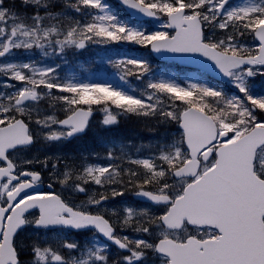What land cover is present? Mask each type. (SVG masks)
<instances>
[{
  "label": "snow or ice",
  "instance_id": "obj_1",
  "mask_svg": "<svg viewBox=\"0 0 264 264\" xmlns=\"http://www.w3.org/2000/svg\"><path fill=\"white\" fill-rule=\"evenodd\" d=\"M23 3L36 9L34 15L21 17L13 11L14 5L0 0V58L10 57L13 49H44V42H54L63 52L66 46L83 49L86 41H126L156 53L203 57L232 80L243 96L229 98L220 90L196 83L185 88L171 81L149 80L147 86L154 92L147 94V100L156 103H145L143 97L111 85L58 83L51 76L53 68L0 63V74L22 85L5 84L3 87L14 91L0 94V264H22L24 250L32 253L30 264H264V95L254 96L247 79L264 75L257 71V66L264 69V0L238 6L230 0H121L128 9L160 21L161 30L152 32L120 21L102 0H66L67 8L92 17L83 25L75 21L67 31L45 26L46 19L59 18L48 11L52 0ZM206 28L213 35L206 36ZM217 30L226 35L216 37ZM246 33L258 42L255 47L237 39ZM116 66L123 70L121 80L151 73L146 61L128 59ZM41 88L47 92L39 91ZM53 89L71 95L56 96ZM157 94L168 96L167 109L159 107L162 101ZM45 98L62 101L66 118H41L39 105ZM109 101L125 113L176 121L182 130L179 139L160 150L155 160L130 161L146 171L141 176L130 170L128 183L135 186L138 197L162 206L158 214L129 206L122 213L113 211L118 219L112 222L99 211H86L60 195L28 191L42 178L40 172L23 166L40 163L49 167L47 157L26 156L38 139L55 142L85 132L91 108L85 111L78 106ZM103 110L105 126L117 123L107 107ZM53 125L61 130H52ZM51 167L55 170L57 164ZM120 175L114 168L88 166L78 174L66 169L55 178L73 192L86 193L85 184L104 187L117 182ZM136 177L140 179H133ZM123 194L112 190L113 197ZM107 199L100 193L99 198L90 196L87 203L101 206ZM26 226L76 232L94 229L119 255L110 259L107 244L85 248L67 234L55 244L29 246L19 239ZM118 227L121 231L131 228L137 235H120Z\"/></svg>",
  "mask_w": 264,
  "mask_h": 264
},
{
  "label": "rangeland",
  "instance_id": "obj_2",
  "mask_svg": "<svg viewBox=\"0 0 264 264\" xmlns=\"http://www.w3.org/2000/svg\"><path fill=\"white\" fill-rule=\"evenodd\" d=\"M56 0H52V3ZM233 6L243 5L249 3L250 0H230ZM22 4V2H20ZM25 5V4H24ZM28 6V12H24L20 14L19 11L17 12L16 9L13 10L17 12L21 17H31L34 15L36 9L32 5ZM25 7V6H24ZM25 9V10H26ZM41 10H44L41 8ZM95 12V10L87 9V12ZM116 14V12H115ZM42 16L45 14H41ZM54 15H58V19H46L45 26H52L55 25L56 27L60 28L62 31H67L65 28L60 27V20L63 19L60 14L54 13ZM64 15V13L62 14ZM117 17L120 21L127 23L129 26L137 27L142 30L152 32L161 30L159 29L160 21H152V22H145V23H131L130 18L126 17L122 12H118ZM91 17V16H90ZM92 19V17H91ZM166 19V18H165ZM27 23H31V20H27ZM73 24V23H72ZM208 36L213 35V30L211 28H206ZM168 31V30H167ZM171 32V31H169ZM206 32V31H205ZM216 37L220 35H226V33H222L219 30L215 33ZM61 39L63 37H60ZM56 38L53 37V41ZM237 39L246 45L255 47L257 43H255L253 37L246 33L242 37H237ZM46 47L44 49L40 48H33L30 50L25 49H13L12 55L7 58H0V63H29L35 66L36 68H53L55 71L51 74L52 77L56 79L58 83H80V84H100V85H111L112 87L124 90L121 88V82L123 80L120 79V74L117 72H113V74L108 75L105 72L109 69L108 67L104 66V63L100 64L97 62L99 66H94L98 69L96 71V76L99 80H95L92 82V79L95 77L94 75L91 78H87L86 80L80 77L81 74H72V70L70 69V56H75L79 50L83 51V49H78L75 47H65L63 52H60L59 47L53 42L49 45L47 42H44ZM112 44L117 45L119 48L123 47L124 44L119 42H111ZM85 47H99L101 44H91L90 41L85 42ZM96 45V46H94ZM121 51V50H120ZM147 52L149 50H146ZM145 50L142 51L143 57L146 59H150L148 54ZM97 52V48L95 49ZM70 54V56L68 55ZM132 59V58H131ZM136 60H139V57H136ZM117 63L122 61V58L116 59ZM166 70L162 67L156 68L154 73H150L148 76H145L144 82L148 84L149 80L152 81H159V80H166L171 81L176 84H179L181 87H187L189 84L196 83L201 84L200 77L194 71L185 70V69H178L173 64H163ZM80 66V65H77ZM115 68V67H114ZM82 70H85L82 68ZM259 71H264V69H257ZM169 73L176 74L177 78L169 79ZM31 75V73H28ZM198 77H197V76ZM248 79V78H247ZM261 79L264 81V75L257 74L256 76L250 77L248 79L249 84L251 86V91L254 96H261L264 90V85L261 87L260 84ZM252 81L254 83H252ZM260 81V82H259ZM143 82V83H144ZM123 83V82H122ZM5 84H13L16 88L21 87L22 85L18 81L14 80H7L5 76L0 74V94L4 92H12L14 89L12 88H5L3 85ZM120 84V85H119ZM144 84V85H146ZM225 89H228L226 92L227 97L231 98L235 95L243 96L242 93L238 92V89L234 87V82L229 79V81L224 86ZM145 89H150L148 86L143 87L142 84L139 86V95L141 97L147 98V92ZM41 92H47V89H39ZM53 94L56 96H70L67 94H63L58 92L56 89L52 90ZM143 92L145 94H143ZM127 93L131 94L132 90H129ZM151 93V92H150ZM161 95L159 107L162 108L164 103V98ZM193 97H196V94L193 93ZM167 98L166 100H168ZM52 101V102H51ZM169 101V100H168ZM145 103H156V101H148L147 99L144 100ZM62 101L56 102L55 100H49V98H45L40 102V117L43 118L45 115H54L57 119H61L65 117L67 113L64 111V105ZM180 108H183V104L179 101H176ZM108 104V105H107ZM106 105L105 104H93L91 106L85 105L83 108L89 109V107L96 112L95 118L91 121L90 126L83 137L78 138L77 140L73 141L71 144L66 142V139H62L61 141L55 142H45L42 138L38 139L37 143L32 146L31 150L26 153L27 158L39 157L41 160L45 159L46 157L49 160V167L45 168L42 164L36 163L33 166L39 170V172L44 171L45 177L44 180L48 184H52L55 187V192L64 197L66 200L73 201V195H77V192L71 191L68 187L62 186L60 183L57 182L55 175L61 174L64 170L70 169L74 174L80 173L83 168L88 166L93 167H109L110 169H116L120 171L121 175L117 178V182L112 184H105L104 187L96 185L95 183H88L84 186H88V194L89 196L85 197L84 203L79 204L80 206H89L90 204L87 203L88 198L90 196H96L99 198L100 193H104L108 199L103 201L101 206L91 205L95 208V210L99 211L101 214L108 217L112 222H116L118 217L113 215V211L117 213H122V210L125 207H133L134 209L140 210H148L153 214H158L161 210L162 206H152L147 203L138 202L132 198L133 192H126V190L122 189L126 183L129 181L128 172L137 171L143 176L145 173V169L142 167L130 163L131 160H139V159H149L155 160L156 156L159 154L160 150L165 149L167 146L174 143L180 137V131L178 129V123L176 121L166 120L165 119V126L163 128L162 125L157 124L156 122L152 121L151 115L144 116V120L135 123L133 126L136 127V131L134 133H124L122 130L118 129L120 124H129L132 125L136 119L134 116L130 117V120L126 119V115H123V110L118 109L115 105L111 104L109 101ZM169 105V103L167 104ZM251 107V105H248ZM107 107L108 111L111 112L113 115L116 116L117 123L109 126H105L103 124V120L106 117V112L103 110ZM258 111V110H257ZM35 117V113H33ZM34 130H37L36 125H32ZM135 130L134 127H132ZM52 130H61L60 127L57 125L52 126ZM47 132V129L43 130ZM109 153H111V158H109ZM24 158L23 156L21 157ZM160 163L159 161H156ZM56 163L57 168L55 170L52 169L51 164ZM25 169L29 168V165L23 166ZM27 170V169H26ZM74 179V176H73ZM135 180H139L140 177L133 178ZM125 181V182H124ZM149 188L152 186L149 185ZM115 189L117 191H122L124 194L122 196H112V190ZM117 231L120 235H128L135 237L137 234L132 231L131 228L121 229L118 227ZM91 234H87L85 236H80L79 238H72L67 234L68 239L76 240L80 243L83 247H93V246H104L105 244L100 241L97 234L90 232ZM66 233L63 231H53L49 233H41L37 230H34L31 226L25 228L21 231L19 239L23 241L25 244L31 246L34 243H53L58 241L61 236H64ZM110 249V248H109ZM113 250L110 251V256L112 255ZM113 255H116L113 253ZM20 258L22 264H30L32 260V253L30 251L24 250L20 254ZM111 258V257H110Z\"/></svg>",
  "mask_w": 264,
  "mask_h": 264
},
{
  "label": "water",
  "instance_id": "obj_3",
  "mask_svg": "<svg viewBox=\"0 0 264 264\" xmlns=\"http://www.w3.org/2000/svg\"><path fill=\"white\" fill-rule=\"evenodd\" d=\"M116 1L119 4H121L129 12L130 15H132L133 17L137 19H140V20L153 19V18L145 17L143 16V14L138 13L135 10L128 9L126 6H124L121 3V0H116ZM153 53L161 61H174L184 66L198 68L200 70L205 71L206 73H208L209 75H211L212 77L220 81H225L227 79V77H225L222 73L219 72L218 69L215 68V66L211 63V61H207L205 58L200 57L198 55L178 54V53H168V52H160V53L153 52ZM90 117L91 115L88 117V120L90 119ZM31 190L32 189H29L28 191H31ZM135 197L138 198L139 200L150 202L146 198L138 197L137 195H135Z\"/></svg>",
  "mask_w": 264,
  "mask_h": 264
},
{
  "label": "trees",
  "instance_id": "obj_4",
  "mask_svg": "<svg viewBox=\"0 0 264 264\" xmlns=\"http://www.w3.org/2000/svg\"><path fill=\"white\" fill-rule=\"evenodd\" d=\"M9 2L11 3V5H14V9H16L15 8V4L17 3V2H19V0H9ZM74 15H76V14H74ZM89 20H90V17L87 15V17H86V20H85V23H88L89 22ZM95 49L96 48H90V50H89V53H88V55H89V61H91L92 63L94 62V60H95V58L97 59V58H101L102 57V55H103V51H104V48L101 50V49H99L98 51H100V52H98V53H96L95 52ZM108 56H110L111 57V55H109L108 54ZM83 59H84V56H79L78 57V59L77 60H74L73 58H71V63H73L74 65H79L78 63L79 62H81V60H82V62H83ZM153 61V60H152ZM82 62H81V66H83L82 65ZM84 62H85V67L86 66H88V69H90L91 68V66H89V63L84 59ZM154 62V61H153ZM132 66H130V68H131ZM134 80H135V78H137V76L136 75H130ZM135 83L137 84V81L135 80ZM160 98H161V96H159ZM206 99H211V98H206ZM164 100V103H163V105H162V108H164V109H167L168 108V103L170 104V102L168 101V100H166V99H163ZM176 104H178V103H176ZM182 106H184V105H182ZM125 113V112H124ZM139 117V119H140V121H142V120H144L143 118H142V116H138ZM147 118V117H146ZM151 118H152V121L153 122H156L157 124H163L164 122H165V118H162V117H160V116H151ZM126 126V125H125ZM163 127L165 126V125H162Z\"/></svg>",
  "mask_w": 264,
  "mask_h": 264
},
{
  "label": "bare ground",
  "instance_id": "obj_5",
  "mask_svg": "<svg viewBox=\"0 0 264 264\" xmlns=\"http://www.w3.org/2000/svg\"><path fill=\"white\" fill-rule=\"evenodd\" d=\"M25 6V7H24ZM28 6H26V5H24V4H22V3H20V2H17L16 4H15V8H16V11L18 12L19 11V13L20 14H23L24 12H28V9H26ZM26 9V10H25Z\"/></svg>",
  "mask_w": 264,
  "mask_h": 264
},
{
  "label": "flooded vegetation",
  "instance_id": "obj_6",
  "mask_svg": "<svg viewBox=\"0 0 264 264\" xmlns=\"http://www.w3.org/2000/svg\"><path fill=\"white\" fill-rule=\"evenodd\" d=\"M81 195H85V193H80V197H79V199H81ZM73 197V201H69V200H66V201H68V202H70V203H72V204H74V205H79V203H78V198L77 197H75V196H72ZM84 210H86V209H84ZM86 211H88V210H86Z\"/></svg>",
  "mask_w": 264,
  "mask_h": 264
}]
</instances>
